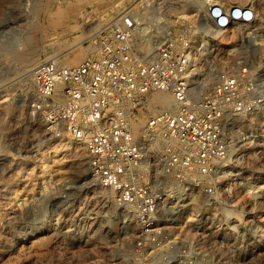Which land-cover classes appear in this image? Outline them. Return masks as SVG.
<instances>
[{
    "label": "built area",
    "instance_id": "obj_1",
    "mask_svg": "<svg viewBox=\"0 0 264 264\" xmlns=\"http://www.w3.org/2000/svg\"><path fill=\"white\" fill-rule=\"evenodd\" d=\"M192 1L137 0L97 38L91 56L75 64L48 58L31 73V105L45 130L81 140L91 177L131 212L132 264L230 258L222 237L217 243L206 230L168 225L179 219L168 195L211 194L227 179L221 173L233 152L234 119L261 101L260 82L246 78V59L264 19L257 0H206L200 8ZM192 58L221 65L209 86ZM157 91L170 93L175 109L157 99V110L135 126ZM153 133L163 140L157 153Z\"/></svg>",
    "mask_w": 264,
    "mask_h": 264
},
{
    "label": "rangeland",
    "instance_id": "obj_2",
    "mask_svg": "<svg viewBox=\"0 0 264 264\" xmlns=\"http://www.w3.org/2000/svg\"><path fill=\"white\" fill-rule=\"evenodd\" d=\"M136 1L0 0V264L133 263L131 212L91 177L84 150L73 156L75 140L45 130L31 105V73L50 55L63 63L91 56L97 38ZM248 49L246 78L260 82L261 101L234 119L233 152L221 173L227 179L211 194L171 191L167 203L179 216L170 227L225 239L228 264H264V22ZM214 64L195 59L193 68L203 80ZM142 111L145 122L153 111Z\"/></svg>",
    "mask_w": 264,
    "mask_h": 264
},
{
    "label": "bare ground",
    "instance_id": "obj_3",
    "mask_svg": "<svg viewBox=\"0 0 264 264\" xmlns=\"http://www.w3.org/2000/svg\"><path fill=\"white\" fill-rule=\"evenodd\" d=\"M65 1V0H64ZM206 2V0H193L191 3H192V6L195 7V8H200L204 5V3ZM61 3V2H60ZM65 4V3H64ZM260 12L264 15V0H257L256 2ZM61 5V4H60ZM63 5V4H62ZM65 6V5H64ZM50 8V7H49ZM50 10V9H49ZM48 13V12H47ZM90 35H93V33H91ZM89 35V36H90ZM88 36V35H87ZM95 36V35H94ZM48 37V36H47ZM91 37V36H90ZM49 38V37H48ZM92 38V37H91ZM95 39V38H94ZM74 46H80L81 47V42L78 41L76 43H73ZM72 44V45H73ZM86 47V46H85ZM95 49V46L92 47V49L90 50L89 49V52H92L93 50ZM94 53V52H93ZM92 54V53H91ZM57 55H50V56H47V57H44L43 59H38L39 62L40 60H45V59H48V58H57L56 57ZM195 58H192L191 60V63L194 62ZM37 60V61H38ZM79 61H76V60H72V63L70 62H67L66 64H75V63H78ZM35 65V64H34ZM33 65V66H34ZM216 64L214 65H211L210 67H207V70L205 71V74H204V77H203V80H202V84L203 86H209L212 81L214 80L215 76H216ZM159 100L160 103L162 104V107L163 108H166V109H175L176 107V104H175V101L173 100L172 96L170 95V93L168 92H165V91H157V92H154L153 93V96L150 97V103L147 104L146 108L149 109V110H152V111H156V107L154 105V101L155 100ZM144 121V120H143ZM142 120L141 122L138 121L137 124H135V126H141L142 124ZM66 135V134H65ZM69 137V136H68ZM151 137H153V143L152 145L154 147H158V146H161V142H163V140L157 135V133H153V135L151 134ZM68 139V138H67ZM64 140V139H63ZM66 140V139H65ZM72 140V139H71ZM70 140V142H71ZM74 141V139H73ZM69 142V141H68ZM69 142V143H70ZM66 143V142H65ZM64 143V144H65ZM161 144V145H160ZM70 145V149H71V153H73L72 155L75 157V155H78L79 157V154L81 155L82 154V151L84 150L83 148V145H82V141L81 140H75L73 143L69 144ZM66 147V146H65ZM64 147V149H65ZM161 148V147H160ZM67 149V148H66ZM158 151V150H157ZM159 152V151H158ZM65 154V153H64ZM55 155V154H54ZM53 155V156H54ZM68 155V154H67ZM66 156V155H65ZM71 156V155H70ZM62 158V157H59V159ZM76 159V158H75ZM66 160V159H65ZM79 160V159H78ZM58 162V161H57ZM64 162V161H63ZM62 162V163H63ZM60 163V162H59ZM71 164V163H70ZM59 165V164H58ZM57 166V165H56ZM62 167V166H61ZM66 167V166H65ZM60 168V167H59ZM57 170V169H56ZM174 182H170L169 185H174L173 184ZM169 187V186H168ZM171 190V189H170ZM178 192V191H177ZM108 193V192H107ZM175 193V192H174ZM171 194V193H170ZM169 194V195H170ZM188 195V194H187ZM186 195V196H187ZM179 197V196H178ZM170 198V197H169ZM194 200V199H193ZM194 202V201H193ZM180 203V202H179ZM192 204L189 200V202L187 204ZM186 205V204H185ZM111 207V206H110ZM187 211V210H186ZM125 216H130V213L129 212H125L124 213ZM131 221V220H130ZM133 225V224H132ZM128 227H131V225H127ZM234 247V245H233ZM234 254V253H233ZM197 264H206V262L200 260L197 262Z\"/></svg>",
    "mask_w": 264,
    "mask_h": 264
}]
</instances>
